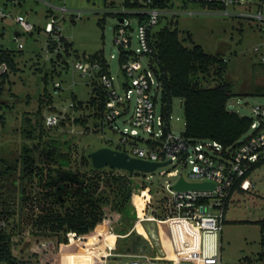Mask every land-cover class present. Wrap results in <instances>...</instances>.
Listing matches in <instances>:
<instances>
[{
	"label": "rangeland",
	"instance_id": "374dc122",
	"mask_svg": "<svg viewBox=\"0 0 264 264\" xmlns=\"http://www.w3.org/2000/svg\"><path fill=\"white\" fill-rule=\"evenodd\" d=\"M179 3L193 9L204 7L183 0H177L174 7ZM51 4H65L70 10L80 11V15L72 11L62 13ZM128 6L125 0H0V7L10 13L0 17V31H3L0 56L7 51L16 61L14 68L5 67L2 73L7 72L6 75L0 73V209L5 214L0 227L10 233L14 264H56L60 252L81 254L75 257L76 264H102L105 257H108L106 264H118L141 253L164 256L168 261L181 259L179 264H194L186 258L196 256L201 241L198 231L188 223L180 224L182 220L170 219L173 216L164 211L156 193L160 184L177 178L161 174V170L178 168L187 175L191 164L169 163L155 171L136 170L141 172L132 174L119 167L97 168L92 165V158L86 163L84 157L102 146L123 149L117 129L107 124L101 129L95 128L92 116H88L85 124L77 122L76 116L89 115L90 107L70 108L59 124L46 122L47 114L69 106L74 100L73 93L84 106L88 103L92 83L75 69L78 59L102 50L111 65V73L120 75L116 26L119 13L128 10ZM19 14L35 24L32 32H23L15 19ZM49 20L60 24L62 35L73 42L72 53H65L61 61L55 62L43 54L48 38L44 27ZM169 22L179 29L185 44H199L206 52L221 53L227 59L222 77L230 82L233 92L228 107L255 118L253 106L264 103V30L256 23L212 13L167 16L156 27ZM132 26L136 48V19H132ZM18 31L21 33L16 37ZM256 45L261 47L260 51L254 50ZM215 67L211 65L209 73L203 74L204 84L213 85L220 79ZM46 73L48 82L44 79ZM57 79L63 81V89L60 94H53ZM45 92L53 94L50 103ZM42 97L44 102H40ZM134 106L133 97L125 119L130 118ZM161 107L159 100L158 112ZM185 121L183 99L174 97L172 130H184ZM118 124L123 128L126 123L120 120ZM251 132L250 128L241 137ZM29 155L34 159L32 170L25 162ZM73 173L82 176L89 185L87 188L94 189L95 194L103 193L109 201L105 209L110 220L98 223L83 236L64 229L57 232L53 224L43 221L48 213H64L78 201L77 190L82 180L75 179ZM119 175H130L134 180L130 199L122 196L119 182L113 180ZM244 186L233 192L225 212L221 257L226 264L256 257L262 249L258 220L264 218V162L249 173ZM150 193L154 196L144 208L143 201ZM69 233L75 235L71 242ZM65 238L67 243H60ZM86 253L92 255L82 256ZM0 264L13 263L2 261Z\"/></svg>",
	"mask_w": 264,
	"mask_h": 264
},
{
	"label": "built area",
	"instance_id": "2783aa9c",
	"mask_svg": "<svg viewBox=\"0 0 264 264\" xmlns=\"http://www.w3.org/2000/svg\"><path fill=\"white\" fill-rule=\"evenodd\" d=\"M138 1V5H129L128 10L119 13L115 42L120 52V75L111 73V65L105 55L103 60L92 59L86 55L78 59L74 67L84 77L87 76L91 83L96 81L103 87L106 93L105 104L98 123L94 126L101 129L107 124L117 129L120 132L118 142L123 146V149L119 148L120 150L126 151L129 156L149 161L163 162L171 159L169 163L177 162L186 166L191 164L187 175L181 173L178 168L160 171L161 174L176 175L177 178L167 179L156 189L158 202L162 204L169 217L183 218L192 225L194 231H198L201 239L198 254L186 259H192L194 264H226L223 263L221 257L223 247L221 233L225 220V204L229 202L233 192L243 184L257 164L264 162V103L253 106L256 117L250 125L252 132L246 137L239 138L233 145L226 146L209 138L188 137L183 130H172L171 112L163 103L161 81L150 58L153 53L151 39L156 26L163 18L184 13L222 14L256 23L264 30V0H183L186 3L203 5L204 7L200 9L187 8L182 3L174 7L177 0ZM51 6L62 13L72 11L76 16L80 15V11L70 10L65 4H51ZM9 14L5 8L0 7V17ZM15 19L22 25L23 32H32L35 29V24L27 20L24 15L19 14ZM132 19L137 20L135 31L138 46L136 48L133 46ZM44 29L48 32L43 51L45 58L56 62L61 61L65 53H72L71 48L67 49L66 44V41L70 40L62 35L60 24L55 20H49ZM20 33L18 31L16 37ZM1 35L3 31H0ZM19 46L22 47L23 43L20 42ZM260 49L259 45L254 47L255 51H260ZM53 53L55 56L52 55ZM53 86V94H60L63 81L57 79ZM53 94L50 93L52 97ZM133 97L135 98L133 113L129 119H125ZM159 100H161L162 107L158 112ZM74 105L73 100L68 107L61 109L58 107L60 110L57 112L47 114V124H59L62 118L67 116L69 109L74 108ZM120 120L126 123L123 128L118 124ZM209 150L215 153L212 154ZM164 165L158 166L156 170ZM181 176L188 181H209L213 185L175 188L174 184ZM252 186H255L254 182ZM153 196V193L146 196L143 201L144 208ZM215 209H219V212ZM70 233L71 242L76 232L73 236ZM261 243L262 249L258 251L256 257L241 259L231 264H264V237ZM107 260L108 257H105L102 264H106ZM180 261L181 259L176 258L168 261L164 256L141 253L133 254L128 264H179Z\"/></svg>",
	"mask_w": 264,
	"mask_h": 264
},
{
	"label": "trees",
	"instance_id": "16d2710c",
	"mask_svg": "<svg viewBox=\"0 0 264 264\" xmlns=\"http://www.w3.org/2000/svg\"><path fill=\"white\" fill-rule=\"evenodd\" d=\"M126 5H138L139 1L132 2L125 0ZM151 43L153 53L151 61L153 67L161 81V96L163 103L168 111L172 113V101L174 97H181L184 102L185 128L184 134L188 137L209 138L221 142L223 145H233L250 128L253 120L252 116L241 114L228 107V100L233 95L230 82L222 77L226 69L227 59L220 53H208L199 44L187 45L180 36L177 27L169 23L159 26L152 34ZM67 49L72 48L73 42L66 41ZM92 59H104L102 50L89 55ZM2 63L14 68L16 61L7 51L1 56ZM215 65V72L220 77L217 83L206 85L203 83V74L209 73V67ZM7 72L2 73L6 75ZM48 73L44 76L48 82ZM92 93L86 106L84 102L78 99L76 93L72 94L74 99V108L90 107L92 110L89 115L76 116L75 120L81 123H87L88 116H92L94 123L98 119L104 108L106 93L103 87L96 81L92 82ZM48 94L47 102L50 103L53 97ZM45 99L40 98V102ZM41 111V107L38 108ZM87 126V125H86ZM26 151L27 148L24 147ZM30 150V149H28ZM91 156V154H90ZM84 157L85 162L89 163L91 157ZM89 159V160H88ZM30 170L33 169L34 159L32 155L25 159ZM263 162L257 164L261 165ZM93 165V162H92ZM256 166V167H257ZM98 168V167H97ZM141 172V171H136ZM73 177L82 180L80 189L77 190L78 201L72 206L66 208L64 213H48L44 217V222L53 224V229L57 232L64 229L66 232L74 231L76 234H87L94 229L100 222L110 220L107 217L105 205L109 203L103 193L95 194V190L87 188V183L83 181L82 176L73 173ZM113 180L119 182L122 196L130 199L134 190V180L129 175L114 176ZM228 207V201L225 204V212ZM118 214V213H117ZM4 210L0 209V220L4 218ZM261 224L262 238L264 237V218L258 220ZM10 233L0 227V263L7 261L15 263V257L12 253ZM60 243H67V239ZM137 249V248H136ZM79 253H59L56 264H76L75 257ZM92 254H82V256H91Z\"/></svg>",
	"mask_w": 264,
	"mask_h": 264
},
{
	"label": "water",
	"instance_id": "95a60500",
	"mask_svg": "<svg viewBox=\"0 0 264 264\" xmlns=\"http://www.w3.org/2000/svg\"><path fill=\"white\" fill-rule=\"evenodd\" d=\"M123 18L121 17V20ZM6 67L5 63L0 65V73L4 71ZM91 158L95 167H119L127 169L131 174L136 170L142 171H155L160 165L171 162L168 161H149L139 157L129 156V154L120 149H116L109 146H102L91 152ZM213 183L209 181H188L183 176L174 184L175 188H186V187H200V186H212ZM136 250V249H135ZM118 264H128V261H119Z\"/></svg>",
	"mask_w": 264,
	"mask_h": 264
},
{
	"label": "bare ground",
	"instance_id": "6f19581e",
	"mask_svg": "<svg viewBox=\"0 0 264 264\" xmlns=\"http://www.w3.org/2000/svg\"><path fill=\"white\" fill-rule=\"evenodd\" d=\"M170 219H173L174 221H179V220H182V221H180L179 223L181 224V223H188L185 219H183V218H179V217H171ZM189 224V223H188ZM174 225V224H173ZM189 225H191V224H189ZM173 228H175V229H177V227L174 225V226H172ZM191 227H192V225H191ZM193 228V227H192ZM198 254V251H197V253H196V255Z\"/></svg>",
	"mask_w": 264,
	"mask_h": 264
},
{
	"label": "crops",
	"instance_id": "0c3cea01",
	"mask_svg": "<svg viewBox=\"0 0 264 264\" xmlns=\"http://www.w3.org/2000/svg\"><path fill=\"white\" fill-rule=\"evenodd\" d=\"M244 182H245V181H244ZM244 182H243L242 185L238 186L237 189H244V188H245V186H244ZM224 218H225V217H224ZM221 243H222V233H221ZM78 252H80V251H78ZM84 252H87V251H84Z\"/></svg>",
	"mask_w": 264,
	"mask_h": 264
}]
</instances>
